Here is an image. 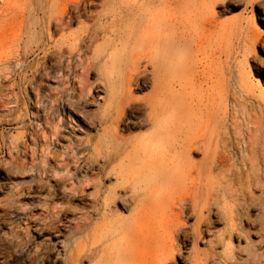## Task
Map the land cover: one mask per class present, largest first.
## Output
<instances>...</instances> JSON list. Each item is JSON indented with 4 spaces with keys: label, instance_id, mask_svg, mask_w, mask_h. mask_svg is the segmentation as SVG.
<instances>
[{
    "label": "bare ground",
    "instance_id": "6f19581e",
    "mask_svg": "<svg viewBox=\"0 0 264 264\" xmlns=\"http://www.w3.org/2000/svg\"><path fill=\"white\" fill-rule=\"evenodd\" d=\"M228 1L0 0V72L54 57L61 89L35 69L43 129L3 141L0 239L26 264L16 217L66 264H264V126L229 114L258 105V38L218 22Z\"/></svg>",
    "mask_w": 264,
    "mask_h": 264
},
{
    "label": "rangeland",
    "instance_id": "374dc122",
    "mask_svg": "<svg viewBox=\"0 0 264 264\" xmlns=\"http://www.w3.org/2000/svg\"><path fill=\"white\" fill-rule=\"evenodd\" d=\"M250 1L252 2L244 3L243 0H229L225 5H218L215 11L217 12L216 19L218 22H222L221 24L225 23L227 28L231 27L234 23H236V21L240 20V22H243L244 26L248 23L249 26L252 27L255 36L258 38V44L255 47L254 52H252L249 56L247 68L251 79L254 80L256 84L255 91L258 93V105H253L254 107L250 106L248 109L246 108L245 111L243 110L245 113L243 111H238V114L237 108L230 105L229 114L231 119H233L234 116H237V118L235 117L234 119L238 122L255 120L253 122H257L258 126H264V0ZM233 35H231L232 38L234 37ZM234 39L235 38H233V40ZM202 56L203 55L201 54L199 58H202ZM255 58L256 60H254ZM25 64L24 68L13 67L9 72L1 71L2 74L0 72V81L5 80L2 85L0 84V90H4L3 94H6V96L3 97L4 99L0 100V162L2 163L5 162L6 158L3 141L18 137L21 141L24 142V140H26V143L29 144L31 130L36 129L40 132L43 129V117L41 116L42 108L37 109L34 104L30 103L31 99L29 98L33 97V91H31L29 83L33 80L39 81L40 78L38 77V73L46 67L53 73L50 74L49 79L45 80L43 83L44 85L42 86V90H53L56 88V91L53 90V93L55 94L58 93L57 90H61L58 89L56 84L53 82V79L56 76L54 71H56L57 68L54 57L44 58L43 55L34 54L26 59ZM35 69H38L39 71L36 73L37 75L35 74ZM94 77L95 74H92L88 77V80L91 82ZM66 83L67 85L65 84V88L67 89V92H69L70 85L68 84L69 82ZM143 94H140L139 96H142ZM7 95L10 97H7ZM236 97H239V95ZM232 98L235 97L232 96ZM231 101L233 100L231 99ZM13 111H15V113L12 114ZM247 111H249V113ZM72 116L71 120L73 124L83 130V128H85L83 118L75 114H72ZM15 117H20L23 123L21 125H17ZM23 131L25 133H23ZM95 134V131H92V135ZM263 137L264 134L258 132V140H263ZM261 161L262 160H260V163ZM261 169L264 170L263 167H261ZM29 180V177H26L25 181L28 182ZM258 194L260 196L261 191L258 192ZM261 206H263V204ZM13 219V226L15 230L13 238L24 247L26 253L28 251L29 254L34 255L35 252L39 251L40 254L37 257V264H66L64 259L58 257L56 251H54L53 247H55V244L52 243V236L46 235L45 233H39L33 227L29 228V230H24V220L19 217ZM263 219V213H258V222H260V226L263 223ZM49 240L52 242H48ZM251 241L254 244H258V239L255 238L254 235H251ZM233 245L237 246L235 242ZM198 248L204 249L205 247L203 244H199ZM244 248H246V252H244L245 259L246 262L249 263L253 259L251 255L252 248L240 245V249ZM262 252H264V246H262V250L258 251V253ZM25 255L26 254H18L14 252L7 244L2 242V239H0V264H26L27 261ZM180 264L185 263L182 262Z\"/></svg>",
    "mask_w": 264,
    "mask_h": 264
}]
</instances>
